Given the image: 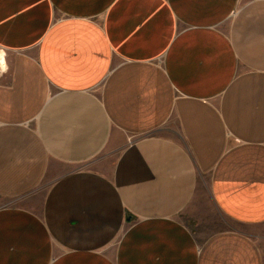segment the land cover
Masks as SVG:
<instances>
[{
    "label": "crops",
    "instance_id": "1",
    "mask_svg": "<svg viewBox=\"0 0 264 264\" xmlns=\"http://www.w3.org/2000/svg\"><path fill=\"white\" fill-rule=\"evenodd\" d=\"M0 50V264H264V0H0Z\"/></svg>",
    "mask_w": 264,
    "mask_h": 264
},
{
    "label": "rangeland",
    "instance_id": "2",
    "mask_svg": "<svg viewBox=\"0 0 264 264\" xmlns=\"http://www.w3.org/2000/svg\"><path fill=\"white\" fill-rule=\"evenodd\" d=\"M44 189H45V186L42 185L41 188H40V191L42 192V191H44ZM202 201L204 202V205L208 203V197H207V195H205L204 193H203ZM2 203H3V202L0 201V204H2ZM183 219H184L185 221H187V222L189 221V220H188V216H184Z\"/></svg>",
    "mask_w": 264,
    "mask_h": 264
},
{
    "label": "bare ground",
    "instance_id": "3",
    "mask_svg": "<svg viewBox=\"0 0 264 264\" xmlns=\"http://www.w3.org/2000/svg\"><path fill=\"white\" fill-rule=\"evenodd\" d=\"M4 58H5V53L2 50H0V68H4L5 66Z\"/></svg>",
    "mask_w": 264,
    "mask_h": 264
},
{
    "label": "built area",
    "instance_id": "4",
    "mask_svg": "<svg viewBox=\"0 0 264 264\" xmlns=\"http://www.w3.org/2000/svg\"><path fill=\"white\" fill-rule=\"evenodd\" d=\"M1 69V68H0Z\"/></svg>",
    "mask_w": 264,
    "mask_h": 264
}]
</instances>
